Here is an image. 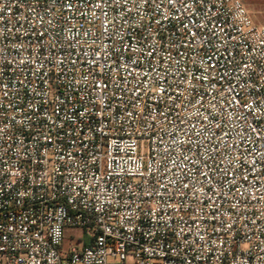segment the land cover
<instances>
[{
    "label": "built area",
    "instance_id": "obj_1",
    "mask_svg": "<svg viewBox=\"0 0 264 264\" xmlns=\"http://www.w3.org/2000/svg\"><path fill=\"white\" fill-rule=\"evenodd\" d=\"M0 264H264L242 0H0Z\"/></svg>",
    "mask_w": 264,
    "mask_h": 264
},
{
    "label": "rangeland",
    "instance_id": "obj_2",
    "mask_svg": "<svg viewBox=\"0 0 264 264\" xmlns=\"http://www.w3.org/2000/svg\"><path fill=\"white\" fill-rule=\"evenodd\" d=\"M250 17L256 25H264V0H242ZM82 234L81 230H76Z\"/></svg>",
    "mask_w": 264,
    "mask_h": 264
}]
</instances>
